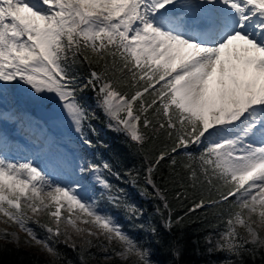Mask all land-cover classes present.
I'll return each instance as SVG.
<instances>
[{
  "label": "snow or ice",
  "instance_id": "1",
  "mask_svg": "<svg viewBox=\"0 0 264 264\" xmlns=\"http://www.w3.org/2000/svg\"><path fill=\"white\" fill-rule=\"evenodd\" d=\"M85 64L86 80L77 71ZM86 89L108 127L138 148L160 132L171 142L141 189L163 201L167 216L156 212L166 229L183 217L173 219L153 174L166 159L175 165L178 150L204 146L198 157L185 153L186 167L193 186L202 177L216 198L189 211L221 208L225 227L214 244L207 238L209 251L225 254L221 264H255L264 252V0H0V241L19 246L23 233L57 264L59 244L77 249L71 228L106 261L154 264L119 215L137 221L145 210L108 179L121 178L110 163L95 162V113L79 99ZM34 109L50 111L47 129L32 121ZM25 124L31 155L14 159L11 131ZM62 125L76 134L78 160L55 135ZM127 175L136 187L139 173Z\"/></svg>",
  "mask_w": 264,
  "mask_h": 264
},
{
  "label": "trees",
  "instance_id": "2",
  "mask_svg": "<svg viewBox=\"0 0 264 264\" xmlns=\"http://www.w3.org/2000/svg\"><path fill=\"white\" fill-rule=\"evenodd\" d=\"M78 74L82 79H87L90 71L88 66L82 65L78 68ZM96 93L90 89L80 93L79 99L81 103L84 101L85 107L90 112L95 113V119L91 121L105 123L107 117L102 111L91 110L90 100ZM90 103V104H89ZM97 148L95 150V162L106 161L113 167V171L119 172L121 178L118 180L115 176H108V179L117 186L126 187L128 194L134 202L141 206L145 211L144 215L137 221L128 220L123 213H120V220L125 225L129 234L136 237L142 244L149 247L152 252V258L155 264H221L225 260L223 252L209 251L213 245L207 242L208 237L213 238L215 243L218 233L224 230V212L219 207H204L189 211L201 198L207 200L215 199L216 195L213 190L209 193V186L203 183V178L193 181L190 172L186 167L192 163L185 153H191L198 157L203 150V145H190L186 149L178 150L176 164L173 165L171 159H166L157 166L153 179L158 187L164 193L171 214L174 220L183 217L179 224H173L171 229L163 226L161 216L157 214L156 209L159 206L166 217L168 212L163 208V201L154 198L153 189L148 187V191L153 196L143 197L141 189L145 187L143 177L146 174L148 164L155 159L159 150L165 145L171 147V142L163 132L153 135L152 140L143 148L131 141L123 132L119 133L114 130H107L105 134L97 131L91 134ZM152 135V133H150ZM66 137L76 138L71 131L66 132ZM77 145L80 144L77 140ZM90 159H93L92 150L87 153ZM131 172L133 176L139 173V179L136 187H132L129 183L130 177L127 173ZM179 194V198H178ZM46 219V217H44ZM143 223L145 229L137 227ZM149 224L158 228V234L153 235L146 229ZM243 232V229H240ZM41 230V235H43ZM76 239L77 249L74 251L70 246L61 243L58 245L64 259L57 264H122L118 257H114L111 261L103 259L104 253L93 246L83 245L79 239V234H73ZM81 248H87L82 252ZM179 255H176V252ZM264 252L257 255L255 264H264L261 257ZM53 258L40 250V247L24 244L22 241L19 246L0 241V264H46ZM245 264H253L250 256L245 257Z\"/></svg>",
  "mask_w": 264,
  "mask_h": 264
},
{
  "label": "rangeland",
  "instance_id": "3",
  "mask_svg": "<svg viewBox=\"0 0 264 264\" xmlns=\"http://www.w3.org/2000/svg\"><path fill=\"white\" fill-rule=\"evenodd\" d=\"M90 100L92 101V104L89 103L91 106V108H90L91 110H93L95 112L96 111H99V112L102 111L96 104V96H92ZM85 103L86 102H84V101L82 102V104L84 106H85ZM30 114H31V112H30ZM46 121H49V119L43 120L39 123L47 129L48 124L46 123ZM108 124H109V120L106 119L105 123L95 122L92 125H93V127H95L96 132L100 131L101 133L105 134V132L108 129L113 130V129L108 127ZM67 131H71L74 134V136H76V134L73 132V130L66 125H62L59 128H57L55 130V135L61 141V144L64 146V151L68 154L69 159L75 161V160H78L81 156H83L84 153H83V150L81 149V147H79L77 145L76 138L66 137ZM116 132H118V131H116ZM119 133H121V132H119ZM11 135L14 137L12 144H11V154H12L14 159H17V156H19V158H22V156L24 154H28L31 151L32 140H31V137L29 136L28 132L23 131V127L18 128V130L15 131V133H13ZM29 155H31V152ZM87 158L90 159L88 157V155H87ZM142 196L145 197V195H142ZM4 227H6V226L4 224L0 223V228H4ZM85 227H87V226H85ZM13 230L18 231V229H10V231H13ZM69 231L72 232V234H78V233H75V231L71 228H69ZM20 236H21V241L23 242L24 234L20 233ZM26 245L36 246V245H32V244H26ZM37 247H39V246H37ZM151 259L155 264V261L153 260L152 256H151Z\"/></svg>",
  "mask_w": 264,
  "mask_h": 264
},
{
  "label": "water",
  "instance_id": "4",
  "mask_svg": "<svg viewBox=\"0 0 264 264\" xmlns=\"http://www.w3.org/2000/svg\"><path fill=\"white\" fill-rule=\"evenodd\" d=\"M31 111L34 115H36L37 117H40L42 120L50 118V111L47 109H34Z\"/></svg>",
  "mask_w": 264,
  "mask_h": 264
},
{
  "label": "bare ground",
  "instance_id": "5",
  "mask_svg": "<svg viewBox=\"0 0 264 264\" xmlns=\"http://www.w3.org/2000/svg\"><path fill=\"white\" fill-rule=\"evenodd\" d=\"M30 115H31V114H30ZM31 119H32V121H34V122H36V123H38V124H40L39 122H41V121H39L37 118L33 117L32 115H31ZM17 130H18V128L15 129L14 131H17ZM23 131H27L28 134H29V136L31 137V140H32V135H31V132L29 131V127H28L27 124H25V125L23 126ZM30 152H31V151H30ZM30 152H29L28 154H24V155L22 156V158H19V156H17V159H23L24 157L29 156Z\"/></svg>",
  "mask_w": 264,
  "mask_h": 264
}]
</instances>
